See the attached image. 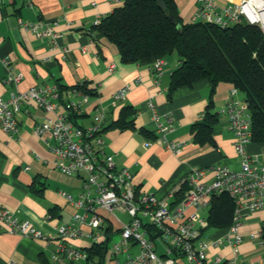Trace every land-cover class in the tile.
Listing matches in <instances>:
<instances>
[{"label": "crops", "instance_id": "obj_1", "mask_svg": "<svg viewBox=\"0 0 264 264\" xmlns=\"http://www.w3.org/2000/svg\"><path fill=\"white\" fill-rule=\"evenodd\" d=\"M172 1L184 23L196 18L197 0ZM233 1L237 0H217V6ZM123 2L0 0V99L7 100L12 93L31 87L53 86L56 81L67 87L85 83L93 94L85 95L83 112L76 119L83 128L93 124L97 114H100L101 125L106 127L117 119L123 106L136 108L134 129L107 130L102 134L103 155L112 158L117 170L129 171L136 192L153 193L173 203L175 193L193 171L218 165L233 171L240 169V158L235 153L233 136L223 112L232 87L225 83L216 86L212 95L213 110L218 118L212 131L214 144L197 145L191 125L202 118L210 100L209 82L201 80L190 87L178 88L169 97L170 74L179 64L176 55L163 59L161 74H157L153 65L123 63L113 44L91 35L90 29L96 21ZM10 17L17 19L18 39L13 35ZM39 20L51 23L59 36L51 41L36 39L19 24ZM8 71L21 75L19 83H4ZM123 88L127 89L124 97L113 105V94ZM237 97L243 99L239 92ZM15 117L19 125L17 135L9 136L0 129V206L40 229L48 240L11 233L0 221V264H69L54 263L51 254L61 242L56 227L69 223L74 214L85 212L74 204L83 193L85 174L67 176L56 170L47 145L33 134L34 124L53 118L52 113L29 104L22 106ZM166 118L172 119V128L164 138L166 142L179 143L177 152L167 148L158 132V124ZM261 148V144L251 142L245 151L260 160ZM212 180L213 174L206 171L202 182L209 184ZM62 193L70 195L72 201ZM51 209H54L52 214ZM95 212L102 217L99 228L84 225L80 236L67 244L85 252L93 243H107L103 264H115L109 242L115 234L119 235L120 224L98 207ZM91 215L86 213V219ZM239 222L242 241L237 246V259L244 264H264V209L251 213L243 210ZM216 231L207 239L208 255L210 259L219 255L222 264H230L229 247L212 245L224 237L227 229ZM97 233L101 236L99 241L93 238ZM157 245V252L164 254L163 246ZM125 256L122 254L120 258ZM75 264H86V260L80 259ZM177 264L188 263L179 257Z\"/></svg>", "mask_w": 264, "mask_h": 264}, {"label": "built area", "instance_id": "obj_2", "mask_svg": "<svg viewBox=\"0 0 264 264\" xmlns=\"http://www.w3.org/2000/svg\"><path fill=\"white\" fill-rule=\"evenodd\" d=\"M197 2L198 13L193 21L228 28L245 20L248 24L258 25L264 36V0H237L220 7L217 6V0ZM19 24L36 39L47 38L51 41L59 36L53 31L51 23L46 21H20ZM4 64H7V60H4ZM162 65L163 61L157 59L153 63V70L161 74ZM20 80V74L13 75L8 71L4 83L17 84ZM126 90L123 88L113 94V105L124 97ZM237 94L235 88L230 89L223 112L233 136L235 153L240 158V169L233 171L218 165L193 171L186 179L187 190L175 204L153 193L136 192L129 171L117 170L112 158L103 155V140L97 134L101 126L100 114L95 115L93 124L85 128L69 121L67 109L82 113V106L87 100L85 95L71 91L64 105L58 101L57 87L53 85L31 87L23 92L12 93L7 100L0 99V129L9 136H15L19 131L15 115L22 106L30 104L52 113L53 118L34 124L33 134L47 145L53 156L52 166L56 170L67 176L85 174L83 193L74 202L85 212L74 214L69 223L56 227L61 242L51 254L52 261L75 264L80 259H86L85 252L67 243L80 236L84 225L92 229L99 228L102 217L95 212L98 207L120 224L119 239L112 244L115 264H177L179 257L188 264H222L219 255L210 259L207 252L209 243L203 239L208 226L206 212L210 196L215 193L228 195L235 202V210L233 223L227 233L212 245L229 247L230 264H244L237 259V246L242 241L239 220L243 210L251 213L264 209V166L261 163H264V146L260 150V160L258 156L246 153L245 147L251 143L252 137L251 121L247 103L239 99ZM157 128L162 136L161 141L166 143L167 148L177 152L179 143L166 142L164 138V134L172 128V119L166 118ZM206 171L213 174L209 184L202 182ZM62 195L72 201L70 195ZM114 211L125 213L129 220L121 221L113 215ZM86 213L92 214L89 220L86 219ZM0 221L11 233L34 240H48L40 229L1 206ZM100 237L97 233L93 238L99 241ZM158 243L163 246L162 255L157 252ZM135 245L138 251L133 254L130 249ZM122 254L126 256L120 258Z\"/></svg>", "mask_w": 264, "mask_h": 264}, {"label": "trees", "instance_id": "obj_3", "mask_svg": "<svg viewBox=\"0 0 264 264\" xmlns=\"http://www.w3.org/2000/svg\"><path fill=\"white\" fill-rule=\"evenodd\" d=\"M163 1L164 11L157 7L155 0H124L91 27L90 33L113 44L123 63L151 66L157 59L163 60L175 53L179 64L170 74L169 97L178 88L190 87L201 80L209 82L210 100L202 118L191 125L197 145L214 144L212 131L218 118L213 110L212 95L218 84L225 83L243 95L251 121V142L264 146V36L261 29L245 20L228 28L201 21L184 23L173 1ZM55 86L58 101L64 105L71 91L87 96L93 94L85 83L67 87L56 81ZM67 110L69 121L78 125L76 119L81 113ZM137 112L136 108L123 106L117 119L106 127L101 125L97 134L134 129ZM187 188L185 180L172 204L181 200ZM234 210L235 202L228 195L212 194L206 212V230L228 229L233 223ZM53 211L51 209L50 213ZM106 250L107 243H93L85 250L86 264H103Z\"/></svg>", "mask_w": 264, "mask_h": 264}, {"label": "rangeland", "instance_id": "obj_4", "mask_svg": "<svg viewBox=\"0 0 264 264\" xmlns=\"http://www.w3.org/2000/svg\"><path fill=\"white\" fill-rule=\"evenodd\" d=\"M173 56H175L176 54H172ZM177 56V55H176ZM205 212L203 211L202 214H204ZM113 215L120 219L121 221H126L127 219V215L125 213H120V212H117V211H114ZM216 230L214 229H209V230H206L205 233L203 234V239L207 240V239H210L213 237L214 234H216ZM119 239V235L118 234H115L111 241L109 242V252H111V248H112V244L115 243L116 241H118ZM138 251V246L135 245L133 246V249H132V253L135 254L136 252Z\"/></svg>", "mask_w": 264, "mask_h": 264}, {"label": "water", "instance_id": "obj_5", "mask_svg": "<svg viewBox=\"0 0 264 264\" xmlns=\"http://www.w3.org/2000/svg\"><path fill=\"white\" fill-rule=\"evenodd\" d=\"M156 5L159 9H161L162 11L165 10V4L163 0H155ZM9 23L10 26L13 28V35L16 39L19 38V32H18V24H17V19L15 17H10L9 19ZM170 20L172 21L173 18L170 17ZM89 264H93V263H89Z\"/></svg>", "mask_w": 264, "mask_h": 264}]
</instances>
